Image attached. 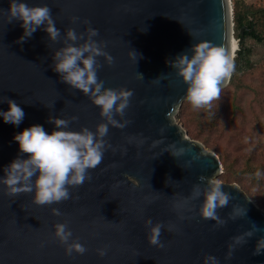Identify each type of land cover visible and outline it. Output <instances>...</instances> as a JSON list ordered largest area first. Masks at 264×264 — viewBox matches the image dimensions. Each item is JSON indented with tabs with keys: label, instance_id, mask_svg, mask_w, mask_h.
I'll return each instance as SVG.
<instances>
[{
	"label": "water",
	"instance_id": "water-1",
	"mask_svg": "<svg viewBox=\"0 0 264 264\" xmlns=\"http://www.w3.org/2000/svg\"><path fill=\"white\" fill-rule=\"evenodd\" d=\"M25 2L47 5L60 34L51 40L41 26L17 43L20 21L8 16L9 0H0V99L15 100L25 114L18 126L0 121V176L11 160L27 155L12 137L29 125L50 131L52 117L69 120L72 131L95 132L105 123L108 132L102 160L82 184L66 186L67 200L39 205L31 192L9 195L0 184V264H206L207 257L216 264H264V212L236 185L219 183L228 204L217 207L215 219L200 215L221 163L172 119L186 86L168 62L198 41L222 46L233 59L241 39L233 37L230 0ZM90 27L97 35L89 37ZM68 29L76 40L67 38ZM90 39L113 57L111 64L95 57L104 88L132 91L124 113L112 114L116 124L52 70L54 52ZM56 223L71 231L67 243L54 236ZM157 223L163 247L147 239ZM73 241L85 251H69Z\"/></svg>",
	"mask_w": 264,
	"mask_h": 264
},
{
	"label": "clouds",
	"instance_id": "clouds-1",
	"mask_svg": "<svg viewBox=\"0 0 264 264\" xmlns=\"http://www.w3.org/2000/svg\"><path fill=\"white\" fill-rule=\"evenodd\" d=\"M6 11L10 18L20 21L23 31L17 38V43H22L41 26L51 40H55L60 34L47 5H29L25 0H9ZM88 33L89 37L95 36L97 30L90 27ZM66 36L69 40L77 39V33L72 29L66 31ZM98 55H104L109 64L113 62V57L102 52L91 39L79 47L68 45L53 53L52 70L64 83L88 95L98 107L100 115L108 118L109 123L116 124L112 114L124 113L132 91L104 88L103 81H99L96 74L95 57ZM136 56L137 53L133 51V57ZM168 63L185 84L186 99L194 108L210 105L212 100L218 98L220 85L230 77L234 68L226 50L208 41L192 43L186 51L177 54ZM0 103L7 106L0 109V121L18 126L25 115L20 105L7 97L0 99ZM49 122L53 125L50 131H46L41 124H32L14 134L12 139L16 142L19 153L27 155L11 160L2 169L4 175L0 176V184L6 186L9 195L21 191L31 192L33 201L39 205L69 198L66 186L82 184L88 170L95 168L102 160V138L108 132V125L105 123L98 124L93 132L88 128L69 130V120L62 118L50 117ZM182 151L183 149H179L172 154L179 155ZM196 195H199V192ZM229 199V194L222 190L219 183H215L204 194L200 215L215 219L217 207L228 204ZM52 211L59 215L58 210ZM148 223L151 224V221ZM160 231L159 223L152 224L147 236L150 244L163 247ZM71 235L65 223L54 225V236L61 243H67ZM236 239L239 241L240 238ZM67 249L79 253L85 251L78 241L67 244ZM208 260L216 264L214 257H207L206 264Z\"/></svg>",
	"mask_w": 264,
	"mask_h": 264
},
{
	"label": "rangeland",
	"instance_id": "rangeland-1",
	"mask_svg": "<svg viewBox=\"0 0 264 264\" xmlns=\"http://www.w3.org/2000/svg\"><path fill=\"white\" fill-rule=\"evenodd\" d=\"M230 4L232 22L234 5L241 14L264 8V0H230ZM244 45L248 59H240V73L231 81L229 77L218 98L200 108L185 99L172 119L184 136L219 158L220 171L211 181L236 185L264 212V41L246 39Z\"/></svg>",
	"mask_w": 264,
	"mask_h": 264
},
{
	"label": "trees",
	"instance_id": "trees-1",
	"mask_svg": "<svg viewBox=\"0 0 264 264\" xmlns=\"http://www.w3.org/2000/svg\"><path fill=\"white\" fill-rule=\"evenodd\" d=\"M240 29L243 31L242 36L239 33ZM233 30L234 38L241 40L233 58L234 68L230 76V81L233 80V78L241 71V67L239 66L240 59H244L246 61L248 59L249 49H247L244 45L245 40L251 39L258 43L264 41V8H259L253 11L246 9L245 12L241 14L238 7L234 5ZM247 166H250V164H247ZM261 170L264 171V168ZM248 173L253 178H258V173L254 170H249ZM261 174L263 173L261 172Z\"/></svg>",
	"mask_w": 264,
	"mask_h": 264
},
{
	"label": "bare ground",
	"instance_id": "bare-ground-1",
	"mask_svg": "<svg viewBox=\"0 0 264 264\" xmlns=\"http://www.w3.org/2000/svg\"><path fill=\"white\" fill-rule=\"evenodd\" d=\"M234 52H235V50H234Z\"/></svg>",
	"mask_w": 264,
	"mask_h": 264
}]
</instances>
